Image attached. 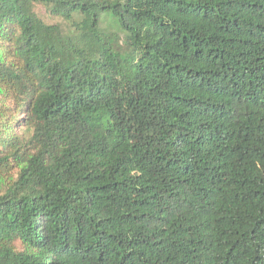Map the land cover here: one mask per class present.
Listing matches in <instances>:
<instances>
[{"label": "trees", "instance_id": "trees-1", "mask_svg": "<svg viewBox=\"0 0 264 264\" xmlns=\"http://www.w3.org/2000/svg\"><path fill=\"white\" fill-rule=\"evenodd\" d=\"M0 264H264V0H0Z\"/></svg>", "mask_w": 264, "mask_h": 264}, {"label": "rangeland", "instance_id": "rangeland-1", "mask_svg": "<svg viewBox=\"0 0 264 264\" xmlns=\"http://www.w3.org/2000/svg\"><path fill=\"white\" fill-rule=\"evenodd\" d=\"M37 12H38V14L40 15V16H43V18L45 19V20H47V17H45L44 16V12H43V10H41V9H37ZM24 131L23 130H20L19 131V134L21 135V133H23ZM25 133V136H27L28 135V132H24Z\"/></svg>", "mask_w": 264, "mask_h": 264}]
</instances>
